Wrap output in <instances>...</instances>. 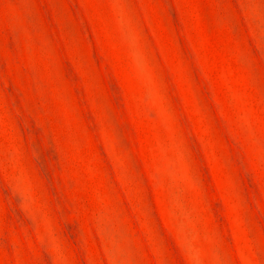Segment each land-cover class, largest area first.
Wrapping results in <instances>:
<instances>
[{"label": "rangeland", "instance_id": "rangeland-1", "mask_svg": "<svg viewBox=\"0 0 264 264\" xmlns=\"http://www.w3.org/2000/svg\"><path fill=\"white\" fill-rule=\"evenodd\" d=\"M0 264H264V0H0Z\"/></svg>", "mask_w": 264, "mask_h": 264}]
</instances>
